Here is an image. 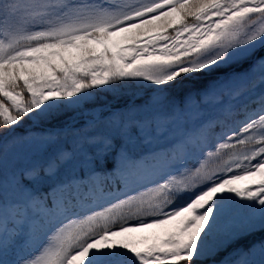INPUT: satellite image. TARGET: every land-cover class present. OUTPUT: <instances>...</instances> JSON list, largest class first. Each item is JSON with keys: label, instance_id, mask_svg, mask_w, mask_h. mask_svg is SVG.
Here are the masks:
<instances>
[{"label": "snow or ice", "instance_id": "6c2138e0", "mask_svg": "<svg viewBox=\"0 0 264 264\" xmlns=\"http://www.w3.org/2000/svg\"><path fill=\"white\" fill-rule=\"evenodd\" d=\"M0 264H264V0H0Z\"/></svg>", "mask_w": 264, "mask_h": 264}, {"label": "trees", "instance_id": "16d2710c", "mask_svg": "<svg viewBox=\"0 0 264 264\" xmlns=\"http://www.w3.org/2000/svg\"><path fill=\"white\" fill-rule=\"evenodd\" d=\"M107 100L110 101V102H112L114 104L116 101L120 100V98L119 97H113V98H111L110 95H107Z\"/></svg>", "mask_w": 264, "mask_h": 264}]
</instances>
